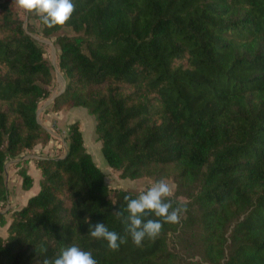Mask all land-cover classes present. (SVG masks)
<instances>
[{
  "label": "trees",
  "instance_id": "16d2710c",
  "mask_svg": "<svg viewBox=\"0 0 264 264\" xmlns=\"http://www.w3.org/2000/svg\"><path fill=\"white\" fill-rule=\"evenodd\" d=\"M73 3L49 29L0 0V207L5 164L52 141L36 115L55 89L37 21L65 81L44 113L83 108L105 164L121 179H166L187 212L140 247L89 237L85 218L127 236L113 213L137 196L105 184L73 122L58 155L32 158L38 192L12 213L0 264H40L73 243L97 264H264V0Z\"/></svg>",
  "mask_w": 264,
  "mask_h": 264
},
{
  "label": "clouds",
  "instance_id": "9594fccd",
  "mask_svg": "<svg viewBox=\"0 0 264 264\" xmlns=\"http://www.w3.org/2000/svg\"><path fill=\"white\" fill-rule=\"evenodd\" d=\"M13 4L25 13H34L49 29L65 26L75 10L73 0H13ZM172 196L173 187L164 178L153 182L136 198L125 195L123 201L126 206L113 215L125 224L127 236L110 231L105 223L93 224L85 218L84 222L89 224L88 236L106 241L111 251H117L121 245L128 243L129 237L135 246L140 247L146 238L156 239L162 232L164 224L178 225L181 222L187 207L181 205L174 207ZM150 216L156 219L148 218ZM40 264H97V261L91 251L82 250L73 243L60 248L53 257H45Z\"/></svg>",
  "mask_w": 264,
  "mask_h": 264
},
{
  "label": "rangeland",
  "instance_id": "374dc122",
  "mask_svg": "<svg viewBox=\"0 0 264 264\" xmlns=\"http://www.w3.org/2000/svg\"><path fill=\"white\" fill-rule=\"evenodd\" d=\"M30 25V31L32 32L31 35L38 42L39 46L43 50L45 59L51 65L52 74L55 81V89L53 93L48 99L42 101L39 104V108L37 109L38 122L43 127H45L44 129L46 131L50 133L52 141L46 147H36L31 152H28L26 155H24L27 157L25 160H28L29 164L23 163L21 158L8 161L5 164L4 183L6 181L7 199L4 205L0 207L1 211L4 210V215L0 222V236L5 235L6 223L11 220L13 213L12 211L22 208L26 204L27 199L38 191L39 174L33 166L32 158L37 159L40 158V156L45 157L58 155L59 150L61 151V149H63V145H61V139L64 140L67 127L73 122L79 123L85 144L84 146L87 152L90 154L95 165L100 169L104 177V182L110 189L116 191H125L134 196H138L142 191H145L152 185V182L143 178L135 180L121 179L118 172L114 171L105 164L100 153V142L96 140L93 130L95 117L88 114L83 108H72L68 111H63L55 115H52L51 113H44L53 100L52 99L49 101L50 98L60 93L62 80L64 81V79L57 70V52L52 44V41L42 37L39 34L40 25L37 21H30ZM87 121L91 122L92 128L90 125L89 128L85 125ZM59 146L60 148H58ZM28 166H30V168ZM21 170H26L27 175L32 177V182L28 189H23L21 186L22 178L18 176V172ZM169 183L173 187L174 192L175 185L171 182Z\"/></svg>",
  "mask_w": 264,
  "mask_h": 264
},
{
  "label": "crops",
  "instance_id": "0c3cea01",
  "mask_svg": "<svg viewBox=\"0 0 264 264\" xmlns=\"http://www.w3.org/2000/svg\"><path fill=\"white\" fill-rule=\"evenodd\" d=\"M61 90V89H60ZM70 110V109H69ZM66 111H68V110H66ZM61 112H63V111H61ZM58 113H60V112H58ZM58 113H54V114H52V115H55V114H58ZM85 125L86 126H88V128L91 126V128H92V125H91V122L90 121H87L86 123H85ZM90 125V126H89ZM45 128V127H44ZM61 145H63V148H65V146H66V142L64 141V140H62L61 139ZM85 145V144H84ZM27 157H25V156H23L22 158H21V160H23V161H25V159H26ZM22 161V162H23ZM33 163V162H32ZM27 164H29V161L27 162ZM15 165H16V163H15ZM33 166H34V164H33ZM29 168H30V166H28ZM34 168H35V166H34ZM36 170V169H35ZM37 171V170H36ZM27 172H28V170H27ZM38 172V171H37ZM38 174H39V172H38ZM30 176V175H29ZM30 178L32 179V177L30 176ZM39 179H40V175H39ZM39 179H38V183H39ZM39 188V187H38ZM38 192V191H37ZM36 192V193H37ZM35 193V194H36ZM34 194V195H35ZM33 196V195H32ZM31 197V196H30ZM28 200V199H27ZM14 211H17V210H14ZM14 211H12V212H14ZM11 212V213H12ZM0 214H2V215H4V210H2L1 211V209H0ZM10 221L11 220H9L7 223H6V229H7V226H8V224L10 223ZM5 233H6V230H5ZM5 236V235H4ZM4 236H1V237H4Z\"/></svg>",
  "mask_w": 264,
  "mask_h": 264
},
{
  "label": "water",
  "instance_id": "95a60500",
  "mask_svg": "<svg viewBox=\"0 0 264 264\" xmlns=\"http://www.w3.org/2000/svg\"><path fill=\"white\" fill-rule=\"evenodd\" d=\"M64 88H65V82L62 80L60 92H62L64 90ZM54 97L55 96H52L49 101H51ZM36 115H37V121H38V111L36 112ZM4 172H5V166H4ZM5 187H6V181H5Z\"/></svg>",
  "mask_w": 264,
  "mask_h": 264
}]
</instances>
